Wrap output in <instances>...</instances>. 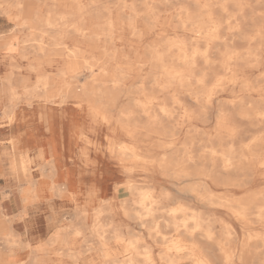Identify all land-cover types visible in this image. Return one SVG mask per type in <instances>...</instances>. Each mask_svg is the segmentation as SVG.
Listing matches in <instances>:
<instances>
[{"label": "bare ground", "instance_id": "obj_1", "mask_svg": "<svg viewBox=\"0 0 264 264\" xmlns=\"http://www.w3.org/2000/svg\"><path fill=\"white\" fill-rule=\"evenodd\" d=\"M250 1L0 0V14L13 21V30L27 31L18 54L32 58L27 73L7 55L13 68L2 76V91L8 95L7 103L0 100L2 119L14 127L33 113L37 102L47 111L50 131L41 139L18 132L10 140L14 163L25 174L18 216L49 205L45 223L52 228L47 238L34 234L38 243L33 246L11 220L0 216V264H27L29 259L32 264H264V186H257L264 183V25L256 21L255 10L248 15ZM217 7L221 16L215 15ZM161 18L168 25L176 21L169 28L176 36H166L164 25L158 39L134 59L108 46L96 52L101 38L112 41L126 27L141 38ZM180 31L189 35L179 36ZM9 36L0 34V39ZM67 38L76 45L68 47ZM238 42L245 44L238 47ZM8 45L0 42V48ZM56 55L63 56L65 67L56 75L44 73ZM81 67L89 72L84 83L79 80ZM33 71L37 80L30 84ZM256 71L260 73L253 76ZM128 81L130 95L147 99L132 98L138 110L123 106L115 117L112 110ZM154 90L173 97L181 111L166 103L155 110L148 96ZM181 91L192 97L196 109L178 99ZM228 93L234 98L222 99ZM72 100L86 101L93 116L83 119ZM66 110L72 115L60 141L55 116ZM94 124L106 148L97 170L80 175L81 140ZM117 130L163 152L145 155L136 144L114 138ZM33 160L40 163L38 177L26 175ZM131 161H142L163 181L160 189L155 182H120L134 196L121 203L123 214L147 228V235L116 223L117 211L108 197L109 180L128 176L126 162ZM217 186L246 192L220 193ZM14 197L10 188L3 191L0 208ZM180 197L186 199L177 201ZM82 198L84 207L77 204ZM58 202L77 204L71 218L59 215ZM120 253H126L124 259Z\"/></svg>", "mask_w": 264, "mask_h": 264}, {"label": "rangeland", "instance_id": "obj_2", "mask_svg": "<svg viewBox=\"0 0 264 264\" xmlns=\"http://www.w3.org/2000/svg\"><path fill=\"white\" fill-rule=\"evenodd\" d=\"M133 0H128V3H131ZM251 4L248 6V15H251L250 10L253 9L255 10V18L256 21L259 22L260 24L264 25V3L257 4L254 0L250 1ZM217 9V10H216ZM215 15L221 16L222 11L220 10L219 7L215 8ZM3 15V14H0ZM5 16V15H4ZM248 16V17H249ZM6 17V16H5ZM165 17V16H164ZM8 19V17H6ZM10 20V19H8ZM11 21V20H10ZM176 24V21L173 20L171 22V25L164 24V18H161L160 21L158 22V25L153 28L152 30H148L146 34L143 37H138L137 35L133 34V32L128 28L124 29H119L116 31L115 36L113 41L107 40L105 38H101V40L98 41L99 48L96 50H102L103 46H108L109 49H117L120 51V55L123 57L124 55L130 56V58L134 59L136 54L139 52H143L146 50L148 45L154 41H156L159 37V32L163 31L164 25L166 26V31L164 34L166 36L170 37H175L176 33L172 31L171 28L173 25ZM6 25V24H5ZM139 27L141 29L145 28V24L143 22L139 23ZM163 28V29H162ZM21 36H25L27 32H19ZM179 36L186 37V35L182 31L178 33ZM21 38L18 37L17 34H10L9 37L5 39H0V42L7 41L9 43L8 46L4 48H0V54L5 53V52H14L18 51L19 52V41ZM66 43L68 47H74L76 45V40L67 38ZM244 42H238L237 46L238 47H243ZM67 50V48L64 49V51ZM98 54V53H97ZM35 54L33 53V63L35 62L34 59ZM7 56L3 55L0 58V62L2 64V70L0 71V100L3 99L4 103H7L8 101V95L7 93H4L3 90V84H2V76L10 70L13 67H10V63L7 64L6 61H3L4 58ZM30 57L31 54H30ZM62 55H56V59L52 63V65H46L43 68V72L46 74L50 75H56L62 68L65 67V60L62 58ZM11 58H13L11 61L15 65H20L21 69L23 71H27L28 73V64L30 60L28 59H22L20 55L15 53V55H11ZM113 68V66L111 67ZM16 71V80L18 76V71L17 68H14ZM79 80L81 82H86L88 81L87 76L89 75L88 70L85 69V67H81L79 70ZM149 71V66L145 67L144 71L142 72L143 74H147ZM260 72L256 71L253 73V76L258 75ZM37 80V73L33 71V75L30 76V84H34ZM211 80V79H210ZM77 82V81H76ZM79 82V84L81 83ZM17 83V81H16ZM131 81H128L126 85L123 86V89L120 91V95L117 100V104L114 107V110H112L114 116L116 117L118 115V111L123 107V106H128L129 110H138V108L135 106L133 102H131L132 98H137L139 100L145 101L147 99V96L141 94H131L128 93L129 91V85L131 84ZM138 85V84H136ZM128 93V94H126ZM148 96L151 98V104L153 105V108L158 110L160 104L166 103L169 107L175 108L178 112L181 111L179 108V104L177 102L173 101L174 98L171 97L170 95H166L162 92L159 91H152L150 92ZM239 94V93H237ZM236 95V94H235ZM178 99L182 101V103H185L188 107H192L194 109L197 108L196 103L192 99V97L186 92V91H181L179 96H177ZM234 98L232 94L225 95L222 97L224 100H229ZM4 103L0 105V201H3L2 194L3 191L6 189L10 188L14 193H16L17 197L19 193V189L21 188L22 181L25 177V174L21 173V170L19 169L18 164L14 163L13 159V148L11 147L10 140L18 133V132H24L28 131L34 138H44L47 137L50 133L48 131V127L45 123L44 118L48 115L46 109L41 107L37 102L35 103L36 105L33 107V113H27L24 118H22V121H18L16 123V128H19L16 133L14 132V127L13 124L10 125L6 119H2V113H3V108H4ZM70 105L77 107V113L80 115L83 119L87 118V121L89 120L90 116H93L89 112V108L87 106V102L83 101L78 103V101L72 100L70 101ZM217 109V106L215 109H213V112H215ZM43 112V113H42ZM72 110H66V111H59L57 115L55 116L56 119L58 120L59 124V130L57 132V138L60 141H63V126L66 124V121L68 117L72 115ZM41 113V114H40ZM45 114V115H44ZM22 123V124H19ZM19 125V126H17ZM114 127H117L116 124H113ZM13 127V128H12ZM61 131V132H60ZM19 134V133H18ZM61 134V135H60ZM86 137L81 140V145H80V163L82 164V172H80V175H85V176H90L95 172L96 166L98 165L99 162V154H102V150L106 148V143L107 141H104L102 137L100 136V128L97 124L94 125H89L87 130L85 131ZM112 136L118 141L124 140L127 141L128 143H133L136 144L139 151L142 152L145 155H157L159 156L163 150L158 148L157 146H153L151 142L149 141H140L136 142L134 140H131L129 138H126L124 135H122L120 130H117L115 133H112ZM6 141V142H5ZM7 143V144H6ZM48 146H51V140L47 139L46 142ZM177 148V147H175ZM33 155V153H32ZM72 160V159H71ZM112 166L116 167V164L114 162L110 163ZM127 166L130 168V173L128 176L122 177V178H114L109 180L110 184V190L108 197L112 198V204L115 207L117 213L114 215V220L116 223L120 224L121 226L127 228L129 227L132 229L134 232L140 234V235H147V228L141 227L138 222L134 219H130L127 216H125L121 210L122 204L128 200L129 198L134 197L131 192L128 191V189L125 188V185L121 184L120 182H125L126 180H132L134 183H136L139 186H146L147 184H151L155 182L160 189L162 186V179L161 176L159 175H152L151 170L147 169L148 167L145 168V164L142 161L139 162H126ZM18 166V167H17ZM84 166V167H83ZM40 163L37 160H33L32 163H30L27 166L26 169V175H34L35 177L40 176ZM18 172V173H17ZM21 173V174H20ZM121 174V173H120ZM131 174V175H130ZM57 181H59V178H57ZM119 185L118 190L116 187ZM170 186V185H169ZM258 187L264 186V183L258 184ZM214 189L217 192L220 193H226V194H235L237 196L243 195L246 190H240V191H234L233 186L229 187H223V186H217L214 187ZM18 191V192H17ZM14 197L11 200H8V202H4L3 208H0V216L5 217L9 220H11L14 229L17 230L21 234V237L24 240H29L33 237V235L37 234L38 237L40 238H47L49 236V233L51 232V227H48V225L45 223V217L50 213V207L45 206L41 209H29L28 213L23 217L20 218L18 215H13V212L16 211L18 208H21V201L19 198ZM185 197H180L177 201L185 200ZM122 203V204H121ZM78 206L84 207L87 204V201L85 198L80 199L77 202ZM75 203H70V202H58L55 205V209L58 211L60 216H66L68 218L72 217V213L74 211V206H77ZM133 206V205H132ZM104 217V216H102ZM32 221V226L29 225V228L26 226L25 222L27 223L28 220ZM19 227V228H18ZM25 229V230H24ZM26 232V233H25ZM147 240L150 242L151 239L147 237ZM38 243L37 240H33V246H35ZM2 242H0V248L3 247L1 245ZM114 249H117L118 251L120 250V247L114 246ZM158 251V249H157ZM126 253H120L119 258L124 259ZM57 260V259H55ZM58 261V260H57ZM100 261V259H99ZM27 264H32V261L29 259Z\"/></svg>", "mask_w": 264, "mask_h": 264}, {"label": "crops", "instance_id": "obj_3", "mask_svg": "<svg viewBox=\"0 0 264 264\" xmlns=\"http://www.w3.org/2000/svg\"><path fill=\"white\" fill-rule=\"evenodd\" d=\"M6 24V25H5ZM13 27H14V24H13V21H10V20H8L4 15H0V34H4V35H9V34H17L18 35V37L19 38H23V36H21V34L19 33V32H27L26 30H21V31H19V30H13ZM4 32V33H3ZM15 53L17 54L18 53V51L16 50V51H14V52H11L10 54L8 53V54H6L5 56H7V55H15ZM1 56H3V55H1ZM1 58V57H0ZM3 61H6L7 62V64L9 63V61H10V58H9V56H7L6 58H4V60ZM2 64H0V71L2 70ZM69 160H71V159H69ZM38 161V160H37ZM71 163L73 162L72 160L70 161ZM18 198V197H17ZM2 199V198H1ZM6 203V202H5ZM3 205H4V203H3ZM22 208V207H21ZM21 208H18L16 211H14L13 212V215H18L19 213H20V211H21ZM25 224H26V226L29 228V225H31L32 226V221H31V219L30 220H28L27 221V223L25 222ZM30 229V228H29ZM28 241H30V242H32V244H33V239L31 238V239H29Z\"/></svg>", "mask_w": 264, "mask_h": 264}]
</instances>
